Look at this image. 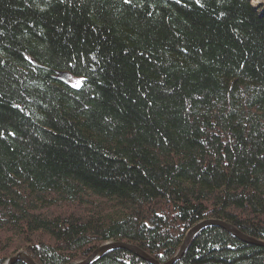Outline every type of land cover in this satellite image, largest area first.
<instances>
[{
	"label": "trees",
	"instance_id": "trees-1",
	"mask_svg": "<svg viewBox=\"0 0 264 264\" xmlns=\"http://www.w3.org/2000/svg\"><path fill=\"white\" fill-rule=\"evenodd\" d=\"M254 1L0 0V264L109 241L165 263L205 219L264 241ZM93 264L151 263L117 249ZM174 264H264V247L211 226Z\"/></svg>",
	"mask_w": 264,
	"mask_h": 264
},
{
	"label": "water",
	"instance_id": "water-1",
	"mask_svg": "<svg viewBox=\"0 0 264 264\" xmlns=\"http://www.w3.org/2000/svg\"><path fill=\"white\" fill-rule=\"evenodd\" d=\"M61 77L64 80L69 79L67 73L62 74L60 76V78ZM211 226L222 227L225 230H227L229 233H231L233 236L237 237L238 239H240L242 241L249 242V243H252L255 245H260V246L264 247V241L252 238L249 235L244 234L239 229H237L234 225H232V224H230L224 220H221V219H205V220L198 222L197 224H195L193 227H191L187 231L185 238H184L178 252L176 253V255H174L170 260H168L165 263L160 262L158 259L151 256L150 254H148L147 252H145L144 250H142L139 246H137L135 244L128 243V242H121V241H119V242L109 241V242H106V243L100 245L98 248H96L87 258H85L83 260H79V261H73V262H70L68 264H93L98 259H100L103 255H105L106 253L113 251V250H117V249L128 250V251L134 253L135 255L139 256L140 258L146 260L147 262H149L151 264H174L185 253V251L187 250L191 240L200 231H202L203 229H205L207 227H211ZM18 262H22L24 264H38L32 258V256L25 250L18 251L16 254L10 256L9 258H7L4 261L3 264H16Z\"/></svg>",
	"mask_w": 264,
	"mask_h": 264
},
{
	"label": "rangeland",
	"instance_id": "rangeland-1",
	"mask_svg": "<svg viewBox=\"0 0 264 264\" xmlns=\"http://www.w3.org/2000/svg\"><path fill=\"white\" fill-rule=\"evenodd\" d=\"M258 3H260V0L254 1V5H258ZM69 81L73 84H77V82H80L78 79H74V78H70Z\"/></svg>",
	"mask_w": 264,
	"mask_h": 264
},
{
	"label": "snow or ice",
	"instance_id": "snow-or-ice-1",
	"mask_svg": "<svg viewBox=\"0 0 264 264\" xmlns=\"http://www.w3.org/2000/svg\"><path fill=\"white\" fill-rule=\"evenodd\" d=\"M131 2V0H124V3H130ZM178 2H179V0H178ZM75 87H80L81 86V82H77V84L76 85H74Z\"/></svg>",
	"mask_w": 264,
	"mask_h": 264
}]
</instances>
